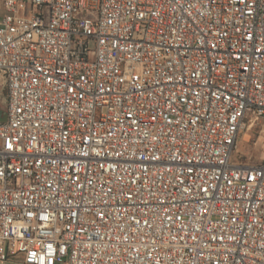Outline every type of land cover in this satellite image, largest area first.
<instances>
[{"label":"built area","instance_id":"2783aa9c","mask_svg":"<svg viewBox=\"0 0 264 264\" xmlns=\"http://www.w3.org/2000/svg\"><path fill=\"white\" fill-rule=\"evenodd\" d=\"M0 101V264H264V0H0Z\"/></svg>","mask_w":264,"mask_h":264},{"label":"rangeland","instance_id":"374dc122","mask_svg":"<svg viewBox=\"0 0 264 264\" xmlns=\"http://www.w3.org/2000/svg\"><path fill=\"white\" fill-rule=\"evenodd\" d=\"M0 108L3 109L2 103ZM263 157L264 126L259 122L246 124L238 135L233 160L240 164H257Z\"/></svg>","mask_w":264,"mask_h":264},{"label":"bare ground","instance_id":"6f19581e","mask_svg":"<svg viewBox=\"0 0 264 264\" xmlns=\"http://www.w3.org/2000/svg\"><path fill=\"white\" fill-rule=\"evenodd\" d=\"M71 31H78V24H71Z\"/></svg>","mask_w":264,"mask_h":264},{"label":"water","instance_id":"95a60500","mask_svg":"<svg viewBox=\"0 0 264 264\" xmlns=\"http://www.w3.org/2000/svg\"><path fill=\"white\" fill-rule=\"evenodd\" d=\"M0 119H1V113H0Z\"/></svg>","mask_w":264,"mask_h":264},{"label":"flooded vegetation","instance_id":"af4514ba","mask_svg":"<svg viewBox=\"0 0 264 264\" xmlns=\"http://www.w3.org/2000/svg\"><path fill=\"white\" fill-rule=\"evenodd\" d=\"M3 110H4V107H3Z\"/></svg>","mask_w":264,"mask_h":264}]
</instances>
